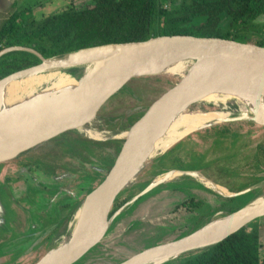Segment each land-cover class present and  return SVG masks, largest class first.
Here are the masks:
<instances>
[{"label":"rangeland","instance_id":"rangeland-1","mask_svg":"<svg viewBox=\"0 0 264 264\" xmlns=\"http://www.w3.org/2000/svg\"><path fill=\"white\" fill-rule=\"evenodd\" d=\"M0 3L1 27L8 17L16 11L30 9L31 15L36 20H40L67 7L76 9L87 7L90 4V0H0ZM255 22L256 28L254 34L252 33L250 39L247 41L264 45V43H261V39H264V15L258 17ZM167 87V85L160 83L159 78H135L123 88L125 95L121 97L117 96L113 102L111 101L112 103L104 104L100 112L90 121V123L93 121L97 123L98 120L102 121L101 124H95V128L102 134L98 139L88 137L81 130H74V132L69 133L65 132V135H59L45 141L1 165L3 171H1L0 176L3 175L7 188L9 187V191L17 195L16 197L20 203L26 204V209L31 210V206L37 204V201L38 203L45 202L47 209L51 207L53 209V219L65 221L64 223H59V229L55 228L56 231L53 235L51 248L57 247L62 237L67 234L66 229H68V224L75 211L73 201H68L71 196L66 195L55 201L51 200L58 187L61 186L70 192L82 187L83 189H80L83 192L80 193L81 199H85L89 193L97 190L117 157L124 141L120 137L112 140L107 138L122 135L140 117L142 111L163 93ZM130 92L135 93L137 97L139 95V98L131 97ZM222 108L227 112H234L237 109L235 103L229 99L220 106L206 101L193 103L183 113L218 111ZM231 118H234V120H230L232 122L223 121L224 123L218 124V132L228 130L229 133L232 131L235 132L234 134L239 135L236 141L238 148L242 147V151L238 150L235 153L230 150L226 154L227 161H230V158L233 156L237 157L239 160H243L242 170L250 172L251 169L253 171L257 168L258 173L234 175L230 178H225L223 174L220 175L221 179L224 177L225 183L230 186V192L234 189L237 190L252 185V183H258L255 185L256 189L239 195L242 197H239L237 201L238 205L244 206L256 197L264 195V125L253 122L249 117H245V119H240L243 117L238 116ZM200 134L204 135L208 134V132ZM213 134L211 133V135ZM186 138L172 149L180 150L181 148H185V153L182 152L181 154V151L178 153L177 156L180 155V160L177 159V163L168 159V156L162 157L161 160L157 159L158 156L150 161L141 174L140 187L136 188L135 185L131 184L127 190H124L118 196L114 203V208L118 209L123 206L129 195L133 196L142 193L147 188H142L143 183H152L157 177L163 176L162 174H158L160 171L167 170L168 167H188V161H181V159L184 155L187 157V153L190 150H196L200 153L191 154V158L189 159L190 164L199 163V160L203 156L211 159L216 158L217 160L222 156V159H224L225 150L223 152L222 149L225 146V139H222V151L219 150V145L216 143V146L212 144L204 152V148L201 145L198 148L199 144L197 142L194 144V141H190L191 143L189 144L187 142L190 139L187 140ZM81 139L85 141L82 142ZM257 142H259V147L256 152L255 144ZM170 152L172 151L170 150L168 153ZM250 156H253V159ZM237 158L236 160H238ZM247 159L248 162L245 163ZM212 166L215 167V165ZM239 166L241 165H236V167ZM240 169L241 167L236 168V170ZM230 170L233 174L237 172L233 169ZM62 174H66L69 178L63 179L60 184L59 182L53 184V177ZM220 175L217 174V177ZM235 176H237V179H235ZM41 183L48 184L51 190L33 191L34 186ZM163 183H166V181L155 184L151 189L142 193L133 203L124 208L112 221L107 234L100 243L88 251L75 264H118L146 248L176 240L199 230L214 219L230 215L224 208L216 216L207 217L208 212H206L201 219V210H205L210 206L208 203L209 198L205 199L206 197L202 192H194L192 189L186 188L187 186L184 184H178V187L176 185L177 188H172L175 186L174 184L168 182L167 185H162ZM255 186H251L250 188H254ZM190 187H197V184L192 183ZM16 190L18 191L16 192ZM0 195L2 205L7 211L6 220L10 224L18 216V211L12 208L13 203L10 200V196L3 191L1 186ZM24 199H28V202H23ZM193 200L194 202H200L199 208L196 207L194 202L190 204ZM209 201L217 207L215 211H218L221 208L219 206L223 204H218V200L215 202L213 199H210ZM3 214L4 212L1 210L0 216ZM4 216L2 219L5 218ZM46 219L48 218L44 217L43 220ZM3 223L2 226L7 225L6 227H8L6 221L5 224ZM48 224H51V222H48ZM249 227L260 228L261 243L263 244L261 254L263 255L264 217L254 220ZM21 229L18 228L16 231L21 234ZM6 232V229L0 228V244L7 241L8 238L10 239V234ZM51 248L46 247L44 243L42 247L36 246L28 255L20 256L15 260H13V256H2L0 254V264H33ZM195 252L182 253L162 264L176 261L187 256L188 253L193 254Z\"/></svg>","mask_w":264,"mask_h":264},{"label":"water","instance_id":"water-1","mask_svg":"<svg viewBox=\"0 0 264 264\" xmlns=\"http://www.w3.org/2000/svg\"><path fill=\"white\" fill-rule=\"evenodd\" d=\"M13 50L30 52L37 56L40 62L2 78L0 80L1 85L5 84L7 80L18 83L19 81L30 80L53 72H72L80 68L97 67L102 71L93 79V88H95L93 91L98 88L97 85H104V88L107 89H122L135 78H159L161 84L168 86L163 93L142 111L140 117L122 135L107 138L112 140L120 137L124 141L117 157L98 188L100 191L99 196L77 235L56 258L47 264H75L88 251L100 243L107 234L112 221L124 208L138 199L142 193L158 184L153 180L142 193L133 196L129 195L123 206L118 209L114 208V203L118 196L124 190H127L131 184L135 185L136 188L140 187L141 174L146 166L150 161L161 155L160 153L144 159L143 164L134 174L133 171L136 168L134 167V162L152 140L158 123L166 110L170 108L180 109L186 104L188 94L197 81L211 78L221 83L236 74L242 73L250 65L264 73L263 44L220 37L193 35L156 36L144 41L111 43L82 48L47 58L31 48L15 45L0 50V56ZM92 50L100 51L99 55L92 56V59L88 57L80 60L70 59L73 54ZM162 52L168 53L170 56H178L186 61L183 72L180 74L162 72L146 74L145 71L148 66L157 60V55ZM39 89L41 88L39 87ZM103 91L104 89L102 88L101 92ZM109 94H105V96L107 97ZM102 95L103 93L88 94L78 99V103L76 102L77 104L72 108L38 115L39 117H35V120L39 119L41 123L27 128L25 134H16L13 141L8 144L7 149L2 151L3 155L0 156V162L9 160L19 153L65 132L84 128L101 136L102 134L95 128V124H101L102 121L98 120L97 123H94V121L90 123V121L95 118L96 114L104 106L105 98ZM130 95L133 98H139V95L137 97L133 92H130ZM191 104L193 102L185 105L183 110ZM202 112L208 113L209 111ZM240 119H245V116ZM227 120H234V118H228ZM5 137L6 132L0 127V148L5 141ZM179 173L193 175L188 171H180ZM251 189L253 188L229 195L236 197L245 194ZM255 199L231 212L230 215L218 219L224 221L238 218L230 225L215 231H206L204 225L199 230L176 240L146 248L118 264H139L173 253L182 254L212 246L234 232L247 227L254 220L264 217V199L257 203H255ZM55 248L49 249L33 264H39L40 260L50 250Z\"/></svg>","mask_w":264,"mask_h":264},{"label":"trees","instance_id":"trees-1","mask_svg":"<svg viewBox=\"0 0 264 264\" xmlns=\"http://www.w3.org/2000/svg\"><path fill=\"white\" fill-rule=\"evenodd\" d=\"M262 15L264 0H90L87 7H67L40 20L31 15L30 9L13 12L0 27V50L23 46L47 58L156 36L193 35L246 41L254 34L255 21ZM39 62L30 52L9 51L0 56V79ZM123 95V88L118 89L104 104ZM171 168L174 167L167 169ZM147 184L143 183L142 188ZM239 197L242 196L227 198L222 208L229 213L236 211L242 207L237 202ZM249 225L212 246L192 250L196 252L166 264H264L260 228Z\"/></svg>","mask_w":264,"mask_h":264},{"label":"bare ground","instance_id":"bare-ground-1","mask_svg":"<svg viewBox=\"0 0 264 264\" xmlns=\"http://www.w3.org/2000/svg\"><path fill=\"white\" fill-rule=\"evenodd\" d=\"M99 53L100 51L97 50L84 51L71 55L70 59L80 60L87 57L92 59V56H98ZM156 59L148 66V69L145 71L146 74H153L155 72L180 74L186 65V61L178 56H170L168 53H159ZM98 70L97 67L80 68L72 72H53L30 80L19 81L18 83L7 80L5 84H0V127L6 132L5 141L0 148V156L3 155L2 151L7 149L8 144L13 141L16 134H25L27 128L41 123V120H35V117H39L38 115L72 108L78 103V99L88 94L103 93L102 97L105 100L114 95L118 88L107 89L104 88V85H97L98 88L93 91L95 89L93 88V79L102 71L101 69ZM102 88L104 89L103 92H101ZM108 93L110 94L106 97L105 94ZM229 99L237 107L234 112H227L222 108L218 111L208 113H183L185 111L183 107L188 103L206 101L220 106ZM181 108H170L166 110L158 123L152 140L148 143L138 159L135 160L134 167L136 168L133 171L134 174L141 167L144 159L160 153L162 154L174 142L191 131L220 124L228 118L237 116L249 117L253 122L264 125V73L250 65L242 73L236 74L221 83L211 78H207L204 81H197L188 94V101ZM81 131L88 137L94 139L99 138V134L94 131L84 128ZM176 174H178L177 171L170 172L157 177L154 182L159 184L172 178ZM193 175L200 178L206 184L211 185L210 182H206V180H203L197 174ZM219 190L224 192L223 189ZM99 193L100 191L97 189L85 197L68 225L67 234L62 237L58 247L50 250L40 260L39 264H47L52 261L70 244L85 223L88 213L93 208ZM263 199L264 195L259 196L255 199V203ZM237 219L224 221L214 219L205 225V230H218L232 224ZM178 255L180 253H173L139 264H162Z\"/></svg>","mask_w":264,"mask_h":264},{"label":"flooded vegetation","instance_id":"flooded-vegetation-1","mask_svg":"<svg viewBox=\"0 0 264 264\" xmlns=\"http://www.w3.org/2000/svg\"><path fill=\"white\" fill-rule=\"evenodd\" d=\"M224 122H232V121L228 120V121H224ZM217 126H218V124H215V125L203 127V128L198 129V130H194V131L190 132L189 134H187L186 136L182 137L180 140L175 142L173 145H171L169 148H167L160 155V157L157 158L158 160H161L162 156L164 154H166L169 149H171L175 145L177 146L180 141H182L184 138H186L190 135H193V134H198V138L195 139V137H193L194 135L192 137L190 136V140L187 143L190 144L192 141H194V144H195L197 142L199 144L198 148H200V145H201V147L204 148V152L210 145L215 144V146H216V143L219 145V150H221L222 141H223L222 139H225V146H224V149H222L223 152L225 150L224 159H222V156L219 157V160H217L216 158L215 159L205 158V156H203L202 159L199 160V163L190 164L189 159L191 158V154L193 155V154L199 153L196 150H192V151L190 150L187 153V157H186V155H184V157H182V159H181V161H188L189 165L187 163V165H188L187 169H182L183 167H180V168L174 167V168H171L169 170L167 169V170L160 171L158 173V174L163 175L165 172H168V171H171L174 169H181L183 171H186V170H189V167H197L196 169H193V170L204 174L205 179L207 180L208 183L210 182L211 185L206 184V183H202V182L200 183V182L196 181L197 187H187V188L192 189L194 192L195 191L202 192V194L206 197L205 199H207V198H209V200L213 199L215 202H216V200H218L219 201L218 204H220V205L222 203L223 204L221 206H219L221 208L218 211H215L217 207L212 205V203L208 200V203L210 206L205 210H201V212H200V218L201 219L204 217V213H206V212H208L207 217L216 216V215L221 213V210L223 209L222 207L226 204V198L223 197V195L221 194V191H219V189H231L230 186L227 185V183H225V178H230L234 175H246V174L258 173L257 168H255L256 170H253V171L251 169L250 172H245L244 170H242L243 160L242 159L239 160L237 157L233 156L230 158V161H227L226 154H228V152L230 150L232 152L234 151L235 153L238 150L242 151V147L238 148L237 141H236V138H238L237 136H239V135L234 134L235 132H232V131H230V133H229L228 130H225L223 132H221V131L218 132ZM202 132H208V134L202 135V134H200ZM211 133H214V134L211 135ZM62 134H64V133H62ZM193 139H195V140H193ZM258 147H259V142H257L255 144V151L256 150L258 151ZM193 149H194V147H193ZM184 151H185V148L183 149V152ZM23 152H25V151H23ZM23 152H21V153H23ZM21 153H19V154H21ZM16 156H14L13 158H11L9 160L0 162V174H1V171H3V169H1V165L5 162H8V161L14 159ZM236 158L239 161L236 160ZM250 158L253 159V156H250ZM177 159L180 160V155L175 156L174 159H170V160H173L177 163ZM247 162H248V159L245 161V163H247ZM217 164L221 165V166L218 167ZM237 164L241 165V166H239V167H241L240 170H236V168H239V167H236ZM212 165H215L216 168ZM246 166H247V164H246ZM230 169H233L234 171H237V172L233 174ZM208 172H212V174H207ZM217 174H219V175L223 174L225 178L223 177L221 179V175L217 177ZM227 174H229V175L227 176ZM181 176L182 177L184 176L183 178L186 180V178H187L186 175L182 174ZM67 178H69V177H67L66 174H62L60 176L53 177V184H55V182H59V184H60L63 179H67ZM179 178L180 177H177L174 179H168V180H166V183H163L162 185H165V184L167 185V183L169 182V183H172L175 185L172 188H177L178 184H184V181H180ZM235 179H237V176H235ZM195 180H196V178H195ZM150 183L151 182H149V184ZM176 185H177V187H176ZM215 185L217 187H215ZM0 186L3 189V191H5V193H8V195L10 196V200L13 203L12 208L17 209V211H18V216H16L14 218V220H12L10 222V224H8V221L6 220L7 211L4 208V206L2 205L1 195H0V208H1L2 212H4L3 215H5L4 216L5 218H3V219H2L3 215L0 216V228L6 229V231H7L6 233L10 234V239L8 238L7 241L2 242L0 244V252H1L0 254L2 256H6V255L13 256L12 258H13V260H15V259H18L20 256L28 255L30 252H32L34 250V248L36 246H38L39 248L42 247V245H44V243L46 244V247L51 248L52 239L54 238L53 235L56 231L55 228L59 227L58 225L60 222L64 223L65 221H63L61 219H55V218L53 219L52 218L53 209H52V207L50 209H47L46 208L47 205L45 202H39L38 203V201H37L36 202L37 204H34L31 206V210L26 209L25 208L26 204H21L20 201L18 200V198L16 197L17 195L14 192L12 193L11 191H9V187L7 188V186L4 182L3 175L0 176ZM168 187H171V186H168ZM27 189H29V188H27ZM33 189H34L33 191H38V192H41L44 189L45 190H48V189L51 190L50 186L48 184H45V183L37 184L36 186H34ZM80 189H83V188L79 187L78 189H75L73 192H70L67 189L62 188L60 186V187H58V189L54 193V197L51 200L55 201L58 198L64 197L66 195L71 196L70 200H68V201H73V203H74V208H75V211L73 213V216H74L75 212L79 208L80 203L84 200L83 198L82 199L80 198V195H81L80 193H83L82 190H80ZM189 189H187V191H189ZM232 189H234V188H232ZM17 191L18 190H16V192ZM26 196H28V194H26ZM14 197H16V198H14ZM23 202L27 203L28 199H26V200L24 199ZM193 202H194V200L191 201L190 204ZM214 204H216V203H214ZM199 206H200V204H198L196 207L199 208ZM25 212H27V213H25ZM33 215H35V217H33ZM73 216L71 217V219L73 218ZM28 217H29V221H28ZM44 217L48 218V219L43 220ZM51 218H52V220H51ZM71 219H70V222H71ZM3 221H4V223H3ZM5 221L8 224V227H6L7 225L2 226V223L5 224ZM48 222H51V224H48ZM18 228H22L21 229L22 231H20V233L22 232L21 234H19V232L16 231Z\"/></svg>","mask_w":264,"mask_h":264},{"label":"crops","instance_id":"crops-1","mask_svg":"<svg viewBox=\"0 0 264 264\" xmlns=\"http://www.w3.org/2000/svg\"><path fill=\"white\" fill-rule=\"evenodd\" d=\"M1 4V3H0ZM194 135V136H193ZM193 135H190L191 137L193 136V137H195V139H197L198 138V134H193ZM190 136H188L186 139L188 140V139H190ZM185 139V138H184ZM184 139L182 140V141H184ZM182 141H180L179 143H181ZM189 141V140H188ZM178 143V144H179ZM176 146V145H175ZM175 146H173L171 149H169L168 150V152L171 150L172 152H170V153H166V154H164L162 157L164 158L165 156H170V158H172V159H174V157L175 156H177L178 155V153L180 152L181 154H182V152H183V149L181 148L180 150H172ZM160 157V156H159ZM197 167H189V170H186V171H188V172H191L192 174H197L198 176H200V177H202L203 178V180H206L205 179V176H204V174H202V173H200V172H198V171H194L193 169H196ZM184 169H187V167H185ZM177 171L178 172V174H176L175 176H173L172 178H170V179H174V178H177V177H180L179 178V180L180 181H184V185H186L187 187H190L191 186V184L193 183V184H197V182L196 181H198V182H202V183H205L204 181H202V180H200V178H198L197 176H194V175H188V174H184V175H186V180L181 176L182 174L181 173H179L180 171H183V170H181V169H174V170H171V171H168V172H173V171ZM168 172H165L163 175H165L166 173H168ZM207 174H212V172H208ZM197 177V178H196ZM195 178H196V180H195ZM206 182H207V180H206ZM258 183H252V185H249V186H246V187H243V188H241V189H237V190H233L232 192H230L231 191V189H223L224 190V192H222L221 191V194L223 195V197H225L226 199L227 198H231V196L229 195V194H236V193H238V192H241V191H243V190H245V189H248V188H250L251 186H255V185H257ZM186 187V188H187ZM215 187H216V185H215ZM256 187V186H255ZM253 188V189H251L250 191H252V190H254V189H256V188ZM220 191V190H219ZM250 191H248V192H246V193H249ZM229 193V194H228Z\"/></svg>","mask_w":264,"mask_h":264},{"label":"built area","instance_id":"built-area-1","mask_svg":"<svg viewBox=\"0 0 264 264\" xmlns=\"http://www.w3.org/2000/svg\"><path fill=\"white\" fill-rule=\"evenodd\" d=\"M164 8H166L167 7V5L166 4H164V6H163Z\"/></svg>","mask_w":264,"mask_h":264}]
</instances>
